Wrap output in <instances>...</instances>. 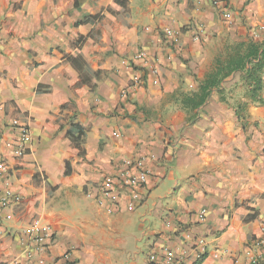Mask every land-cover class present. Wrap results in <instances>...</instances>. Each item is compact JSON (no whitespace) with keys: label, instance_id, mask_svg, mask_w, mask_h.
Listing matches in <instances>:
<instances>
[{"label":"crops","instance_id":"obj_1","mask_svg":"<svg viewBox=\"0 0 264 264\" xmlns=\"http://www.w3.org/2000/svg\"><path fill=\"white\" fill-rule=\"evenodd\" d=\"M213 1L109 13L113 0H0V156L21 197L0 208V264H150L196 237L201 264H264V70L256 102L240 71L201 105L183 102L236 45L264 43V0ZM13 119L29 129L22 158L7 148ZM138 159L140 204L127 211L122 197L107 213L99 183ZM36 220L51 229L40 243L22 233Z\"/></svg>","mask_w":264,"mask_h":264},{"label":"built area","instance_id":"obj_2","mask_svg":"<svg viewBox=\"0 0 264 264\" xmlns=\"http://www.w3.org/2000/svg\"><path fill=\"white\" fill-rule=\"evenodd\" d=\"M213 6L223 10L220 2L213 1ZM202 28L193 36L197 41ZM165 35L172 39L175 43L178 41V34L166 29ZM145 55L138 53L132 60L143 59ZM1 110V108H0ZM11 127L17 132V138L7 145L9 153L16 158H22L26 152V145L29 141V129L26 125L19 122L18 119L11 121ZM12 169L5 159L0 156V208L3 211H9L18 206L21 197L13 189L10 173ZM148 181V172L144 167V161L125 160L122 162L120 171L113 176L103 177L98 185V191L102 198L110 204L106 208L107 213H112L118 201L123 197L127 199L126 210L131 211L138 206L142 200V191ZM206 211L201 210L199 220L203 221ZM12 219L11 213L5 214V220ZM264 232V223H263ZM22 233L32 242L40 243L44 238L50 237L51 229L47 224L38 220L31 222L22 229ZM192 246L182 249L179 257H176L172 251L162 249L159 254L153 253L149 256L150 264H176L184 262V264H201L205 256V240L202 237L193 238ZM256 246H264V236L256 242ZM248 264H258L256 258H252Z\"/></svg>","mask_w":264,"mask_h":264},{"label":"trees","instance_id":"obj_3","mask_svg":"<svg viewBox=\"0 0 264 264\" xmlns=\"http://www.w3.org/2000/svg\"><path fill=\"white\" fill-rule=\"evenodd\" d=\"M128 0H113L111 6L107 9L109 13H113V8L125 11ZM264 70V43H242L236 45L232 52L227 55L226 61H216L211 73L199 85V90L190 96L183 98V102L189 106L201 105L208 96L211 89L218 85L231 73L240 71L243 74V80L250 87L247 96L256 102L263 87L261 73ZM76 134L75 137H73ZM73 135V136H72ZM83 135L82 130L74 125L71 126L67 136L70 138L74 147L79 148V141Z\"/></svg>","mask_w":264,"mask_h":264}]
</instances>
